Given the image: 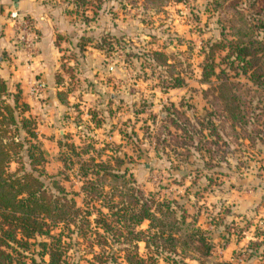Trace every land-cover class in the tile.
<instances>
[{"label": "rangeland", "instance_id": "rangeland-1", "mask_svg": "<svg viewBox=\"0 0 264 264\" xmlns=\"http://www.w3.org/2000/svg\"><path fill=\"white\" fill-rule=\"evenodd\" d=\"M13 7L34 25L29 58L15 41ZM0 13V38L10 42L0 46V77L28 104L45 179L65 170L60 182L80 205L77 163L66 169L59 152L64 142L90 143L81 158L118 156L145 195L168 203L166 223L184 218L182 247L174 240L175 248L149 251L138 240L140 255L157 252L161 264H264V86L235 56L250 38L264 44V0H0ZM34 59L44 71L23 66ZM32 81L43 85L32 89ZM223 83L239 119L224 105ZM71 237L84 254L90 237ZM167 237L154 240L168 246Z\"/></svg>", "mask_w": 264, "mask_h": 264}, {"label": "trees", "instance_id": "trees-1", "mask_svg": "<svg viewBox=\"0 0 264 264\" xmlns=\"http://www.w3.org/2000/svg\"><path fill=\"white\" fill-rule=\"evenodd\" d=\"M260 22L264 30V20ZM162 54L159 50L151 51L153 59L165 63ZM235 56L242 60V72L248 73L249 80L264 86L262 41L250 38L248 43L237 47ZM224 87L223 83L219 91L225 105ZM225 107L233 119H239L235 103L227 100ZM27 108L28 104L20 99L19 88L10 90L7 81L0 77V264H122L121 261L161 264L155 260L157 252L147 257L140 255L137 241L142 240L149 251L152 246L175 248L178 244L174 240L179 245L186 242L187 235L182 236L178 230L184 218L166 223L162 216L170 211L168 203L152 193L145 195L128 168H121V158L95 159L93 155L81 158L94 150L90 143L77 146L64 142L65 150L59 152L66 169L77 163L80 205L60 182L67 176L65 170L59 176L46 175L45 179L42 168L45 150L37 137L33 118L25 113ZM11 162L15 163L13 168L9 166ZM143 220H147V226L136 228ZM191 230L194 236V229ZM72 232L77 237H90L84 254L74 245L78 240L72 239ZM164 232L170 241L168 246L154 240ZM199 239L194 241L200 242ZM202 243L207 247L203 240ZM72 246L76 251L70 257L68 250ZM209 264L230 263L214 260Z\"/></svg>", "mask_w": 264, "mask_h": 264}, {"label": "built area", "instance_id": "built-area-1", "mask_svg": "<svg viewBox=\"0 0 264 264\" xmlns=\"http://www.w3.org/2000/svg\"><path fill=\"white\" fill-rule=\"evenodd\" d=\"M9 18L14 26L15 41L19 44L26 58L35 53V32L32 19L25 12H19L18 8L13 7L9 10ZM41 81H32V89L42 86Z\"/></svg>", "mask_w": 264, "mask_h": 264}, {"label": "crops", "instance_id": "crops-1", "mask_svg": "<svg viewBox=\"0 0 264 264\" xmlns=\"http://www.w3.org/2000/svg\"><path fill=\"white\" fill-rule=\"evenodd\" d=\"M16 5H17V2H14L13 3V6H16ZM0 16H1V13H0ZM0 21H1V17H0ZM0 30H1V26H0ZM2 39H4V41ZM6 41L7 40H6V37L5 36H3V38H0V43H1L0 46H2V49H4V48L5 49H7V48L9 49V46L8 45L10 44V42H9V44H7ZM40 42H41L40 43V47L46 49V43H47V41L42 38ZM40 50L41 51H40L39 55L40 54H46V51L45 50H42V49H40ZM23 66L26 67V68L27 67H30L32 69H37V71H44V69H45V67L42 66V63H40V61L38 59H34L32 62H29V63H25V65H23Z\"/></svg>", "mask_w": 264, "mask_h": 264}]
</instances>
